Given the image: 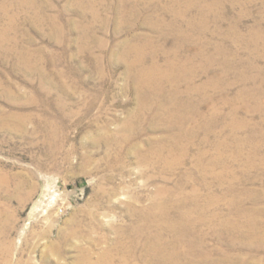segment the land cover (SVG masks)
<instances>
[{
  "label": "rangeland",
  "instance_id": "1",
  "mask_svg": "<svg viewBox=\"0 0 264 264\" xmlns=\"http://www.w3.org/2000/svg\"><path fill=\"white\" fill-rule=\"evenodd\" d=\"M0 264H264V0H0Z\"/></svg>",
  "mask_w": 264,
  "mask_h": 264
},
{
  "label": "bare ground",
  "instance_id": "2",
  "mask_svg": "<svg viewBox=\"0 0 264 264\" xmlns=\"http://www.w3.org/2000/svg\"><path fill=\"white\" fill-rule=\"evenodd\" d=\"M175 65H176V64H175ZM172 69H173V67H172ZM181 71H182V68H181ZM182 76H183V75H182ZM180 77H181V76H180ZM180 77H179V78H180ZM170 78H171V77H170ZM189 79H190V78H189ZM186 80H187V79H186ZM189 85H190V84H189ZM190 86H191V85H190ZM168 111H169V110H168ZM189 112H190V111H189ZM183 113H184V112H183ZM170 114L172 115V117H176V116L178 115L176 112H171ZM171 115H168V116L171 117ZM185 116H186V115H185ZM170 120H171V119H170ZM166 145H167V144H166ZM163 146H164V145H163ZM163 146H162V147H163ZM168 152H171V149L168 150ZM202 155H203V153L201 154V156H202ZM188 213H189V212L187 211V212H185V213L182 214V216H183V220H182L183 224H185L184 221L187 219ZM181 218H182V217H181Z\"/></svg>",
  "mask_w": 264,
  "mask_h": 264
},
{
  "label": "built area",
  "instance_id": "3",
  "mask_svg": "<svg viewBox=\"0 0 264 264\" xmlns=\"http://www.w3.org/2000/svg\"><path fill=\"white\" fill-rule=\"evenodd\" d=\"M59 210L61 211L62 209L60 208Z\"/></svg>",
  "mask_w": 264,
  "mask_h": 264
}]
</instances>
